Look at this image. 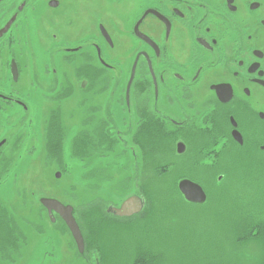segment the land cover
<instances>
[{
  "label": "flooded vegetation",
  "instance_id": "af4514ba",
  "mask_svg": "<svg viewBox=\"0 0 264 264\" xmlns=\"http://www.w3.org/2000/svg\"><path fill=\"white\" fill-rule=\"evenodd\" d=\"M59 65L85 75L77 89L97 96L95 139L106 122L109 142L129 141L137 179L177 163L179 181H223L221 166L236 163L259 184L257 202L239 207H264V0H0V116L53 99Z\"/></svg>",
  "mask_w": 264,
  "mask_h": 264
},
{
  "label": "rangeland",
  "instance_id": "374dc122",
  "mask_svg": "<svg viewBox=\"0 0 264 264\" xmlns=\"http://www.w3.org/2000/svg\"><path fill=\"white\" fill-rule=\"evenodd\" d=\"M60 66L53 99H35L26 116L15 110L0 116L1 133L9 137L0 154V264H264V207H239L258 197L259 184L243 167L223 164L219 171L230 172L223 181L194 179L209 195L202 206L190 205L176 190L177 163L158 164L147 170L152 179H137L129 141L109 142L106 122V139H95L100 130L89 107L97 96L77 89L85 75ZM93 82L94 92L101 91L103 79ZM107 97L98 103L106 107ZM119 118L123 123L126 116ZM88 129L94 139L84 144ZM136 184L150 197L143 215L107 217V206H120ZM42 198L77 210L83 256L65 223L58 217L50 223Z\"/></svg>",
  "mask_w": 264,
  "mask_h": 264
},
{
  "label": "water",
  "instance_id": "95a60500",
  "mask_svg": "<svg viewBox=\"0 0 264 264\" xmlns=\"http://www.w3.org/2000/svg\"><path fill=\"white\" fill-rule=\"evenodd\" d=\"M56 178L60 179L61 174L57 173ZM178 190L188 203L202 205L207 202V195L203 188L191 180L184 179L179 181ZM40 204L47 210L49 219L52 223L56 222V216L65 223L75 241L78 253L83 256L85 253V240L75 218V209L71 205H64L58 200L51 198H42ZM145 207L146 200L144 197L138 195L129 197L119 208L110 206L108 208V213L117 218H131L139 215Z\"/></svg>",
  "mask_w": 264,
  "mask_h": 264
},
{
  "label": "trees",
  "instance_id": "16d2710c",
  "mask_svg": "<svg viewBox=\"0 0 264 264\" xmlns=\"http://www.w3.org/2000/svg\"><path fill=\"white\" fill-rule=\"evenodd\" d=\"M53 148H54V145H53ZM157 166L158 165H156V164H153V167L156 169L157 168ZM178 182H179V180H178ZM178 182H177V184L175 185V187H176V190L178 191ZM142 190V189H141ZM140 190V191H141ZM138 191V190H137ZM179 192V191H178ZM142 193V192H141ZM180 194V193H179ZM153 196H154V194H152ZM140 196H142V197H144V199L146 200V206H147V203H149L150 202V197H148V195H145V194H140ZM180 196H181V194H180ZM182 197V196H181ZM184 200V199H183ZM76 214H77V210H76ZM106 214H107V217L109 216L111 219H116V220H119L118 218H116V217H114V216H111L110 214H108L107 212H106ZM78 216V215H77ZM76 220H77V218H76ZM77 222H78V220H77ZM78 224H79V222H78ZM250 225V224H249ZM80 226V225H79ZM261 227H263L262 229H264V224L262 223L261 225H260ZM81 228V227H80ZM250 229V228H249ZM81 231H82V228H81ZM82 233H83V231H82ZM84 235V234H83ZM0 247H1V244H0Z\"/></svg>",
  "mask_w": 264,
  "mask_h": 264
}]
</instances>
